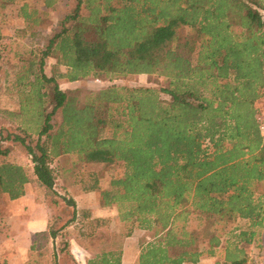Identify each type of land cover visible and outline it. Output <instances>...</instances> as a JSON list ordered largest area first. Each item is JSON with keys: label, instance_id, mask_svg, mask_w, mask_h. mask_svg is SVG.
<instances>
[{"label": "trees", "instance_id": "obj_1", "mask_svg": "<svg viewBox=\"0 0 264 264\" xmlns=\"http://www.w3.org/2000/svg\"><path fill=\"white\" fill-rule=\"evenodd\" d=\"M11 3L30 30L47 12L0 0ZM42 3L70 6L43 34L38 63L28 59L16 72L14 84L25 80L33 91L19 106L36 115L30 125L22 119L30 140L15 136L33 164L11 160L0 143V197L18 198L34 181L57 204L49 163L71 155L83 189L99 191L101 205L115 204L121 221L144 231L137 264H246L243 244L264 226V137L254 118L264 86V0ZM46 58L64 65L59 75L69 81L146 74L151 85L61 89L42 73ZM90 163H120L124 173L102 188L85 170ZM238 220L246 229L232 238ZM130 232L112 234L120 250L102 252L105 264H120Z\"/></svg>", "mask_w": 264, "mask_h": 264}, {"label": "rangeland", "instance_id": "obj_2", "mask_svg": "<svg viewBox=\"0 0 264 264\" xmlns=\"http://www.w3.org/2000/svg\"><path fill=\"white\" fill-rule=\"evenodd\" d=\"M28 1L39 11H47L46 14H41L42 19L40 25L31 30L26 27L23 18L19 15L18 4L11 3L4 7L0 5V133L2 136L0 137V143L10 149L11 160L18 162L31 170L33 164L31 157L26 152L23 143H21L19 139H16L17 137L15 136L24 138L25 142H29L30 140V137H27L28 135L25 133L24 128L27 125H24L22 119L27 117L29 119L28 121H30L28 124L30 125L31 122L34 121L36 115L32 114L25 116L23 111L19 112V106L21 102L28 105L30 104V101H32L33 98V91H31L28 84H24L25 80L22 81L23 84H21V82L20 85L14 84L15 80H17L16 72L21 62L28 59L35 60L38 63V51L44 42L43 34L48 32L51 22L63 15L66 8L70 6V3L68 5L61 3L55 9L51 10L43 6L42 0ZM42 69L44 75L55 77L56 83L61 89L86 88L96 90L110 84L129 86L151 85L146 74H131L124 78H114L112 80H101L87 77L85 79L69 81L65 76L59 75L66 72V67L57 64L53 58H46L42 65ZM157 83L164 85L165 80L160 76L158 77ZM72 159L73 157L71 155H65L55 157L49 163V166L52 168L55 175V183L58 189L60 188L59 177L63 178L65 176L67 179H70L73 178V176L76 178L82 176L81 173L83 172V168L80 173L69 170ZM85 170H90L97 174L99 173L105 186L110 185V180L112 178L120 177L124 173V167L120 163H95L85 167ZM60 197L64 201L62 203L63 206L66 205L65 203L68 202L69 199L64 197V195H60ZM65 208L70 210L67 207ZM115 208L117 212H119L118 207L115 206ZM14 210L15 203L11 201L6 194H3L0 197V216L3 217V215ZM56 212L61 213L58 209ZM61 214L66 215V218L70 215V212H62ZM53 221L54 220H50L49 222L52 229L62 224L64 219L61 223ZM243 222V220H238L231 225L232 227L237 226V228L232 231V238L239 234V230L246 229V225ZM13 223L14 222H12V224ZM9 225L10 223L8 224L6 221L3 223V221L0 220V246H3L4 242L9 240L15 241V227L13 226L10 228ZM116 228L120 229V234H124L129 229L131 230L129 236L136 233V239L134 238L133 242H137L140 237L144 236V231L135 228L131 222L126 223L122 221V223H118ZM254 230L255 235L251 242L248 245L242 243L247 248L245 253L246 264H264V226L262 228L255 227ZM226 236H230V234H227ZM59 241L63 242L64 239L60 238ZM134 244L135 245L134 247L132 245V248L136 253L139 243L137 242ZM96 249L98 252L102 250L100 247ZM105 249L106 246L103 250ZM10 250L11 249H5L3 252L0 249V264H7V251ZM2 252L3 254L1 255ZM222 255L221 251L219 255L220 260H222ZM215 259L216 257H213L209 261L210 264H213Z\"/></svg>", "mask_w": 264, "mask_h": 264}, {"label": "crops", "instance_id": "obj_3", "mask_svg": "<svg viewBox=\"0 0 264 264\" xmlns=\"http://www.w3.org/2000/svg\"><path fill=\"white\" fill-rule=\"evenodd\" d=\"M91 164L95 163L88 165ZM95 174L99 186H110H105L99 173ZM58 180L60 188L54 184V200L57 204L49 201L45 190L34 181L25 183L23 195L10 199L15 203V210L0 216L3 223H10L9 227L14 226L16 230L15 241L9 240L0 246L3 252L5 249H11L7 251V264H105L102 252L108 249L114 252L115 249V254L118 255L120 245L116 242L114 247L112 234H120V229L116 226L122 221L116 205H101L99 191L83 189L80 179L75 176L70 179L59 177ZM60 195L69 199L64 206L70 210L63 206L64 201ZM57 209L61 213L70 212V215L65 218L66 215L56 212ZM50 220L63 222L52 229ZM41 232L48 234V241L40 242L37 234ZM51 232H54V235H51ZM103 234L111 239L107 240ZM135 235L136 233H133L123 238L120 264H137L139 247L136 253L132 248V245L134 247V243L138 242H133ZM60 238L64 241L60 242ZM105 246L106 249L103 250ZM98 247L102 249L100 252L96 249ZM211 259L202 258L196 264H210ZM107 260L111 264L114 263L113 257Z\"/></svg>", "mask_w": 264, "mask_h": 264}, {"label": "built area", "instance_id": "obj_4", "mask_svg": "<svg viewBox=\"0 0 264 264\" xmlns=\"http://www.w3.org/2000/svg\"><path fill=\"white\" fill-rule=\"evenodd\" d=\"M263 78H264V72H263ZM254 118L260 135L264 137V86L262 89L261 97L257 101L255 107Z\"/></svg>", "mask_w": 264, "mask_h": 264}]
</instances>
